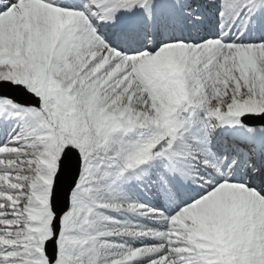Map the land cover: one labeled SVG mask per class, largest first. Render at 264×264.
I'll use <instances>...</instances> for the list:
<instances>
[{
  "label": "snow or ice",
  "instance_id": "6c2138e0",
  "mask_svg": "<svg viewBox=\"0 0 264 264\" xmlns=\"http://www.w3.org/2000/svg\"><path fill=\"white\" fill-rule=\"evenodd\" d=\"M0 264H264V0H0Z\"/></svg>",
  "mask_w": 264,
  "mask_h": 264
}]
</instances>
